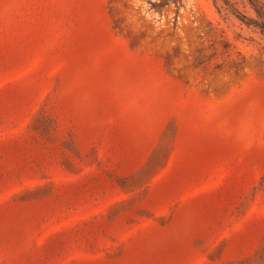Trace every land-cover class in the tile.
Instances as JSON below:
<instances>
[{
	"label": "rangeland",
	"instance_id": "374dc122",
	"mask_svg": "<svg viewBox=\"0 0 264 264\" xmlns=\"http://www.w3.org/2000/svg\"><path fill=\"white\" fill-rule=\"evenodd\" d=\"M0 264H264V0H0Z\"/></svg>",
	"mask_w": 264,
	"mask_h": 264
}]
</instances>
